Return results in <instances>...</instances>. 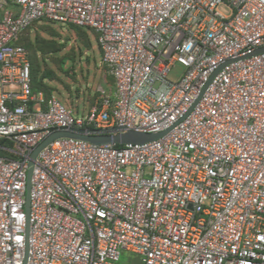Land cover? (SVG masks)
<instances>
[{
    "label": "built area",
    "instance_id": "2783aa9c",
    "mask_svg": "<svg viewBox=\"0 0 264 264\" xmlns=\"http://www.w3.org/2000/svg\"><path fill=\"white\" fill-rule=\"evenodd\" d=\"M42 20L97 32L113 95L75 112L33 88L20 38ZM263 47L264 0H0V264H264ZM117 127L166 133L55 139L28 234L33 149L54 129Z\"/></svg>",
    "mask_w": 264,
    "mask_h": 264
},
{
    "label": "rangeland",
    "instance_id": "374dc122",
    "mask_svg": "<svg viewBox=\"0 0 264 264\" xmlns=\"http://www.w3.org/2000/svg\"><path fill=\"white\" fill-rule=\"evenodd\" d=\"M26 32L40 85L53 90L75 112L86 110L98 97L115 93L112 70L103 60L92 29L40 21ZM54 46L59 50L51 51ZM63 59H70L64 68ZM183 71L184 66L177 64L170 76L176 78ZM135 262L134 256L125 253L119 264Z\"/></svg>",
    "mask_w": 264,
    "mask_h": 264
},
{
    "label": "water",
    "instance_id": "95a60500",
    "mask_svg": "<svg viewBox=\"0 0 264 264\" xmlns=\"http://www.w3.org/2000/svg\"><path fill=\"white\" fill-rule=\"evenodd\" d=\"M257 51H264V47L258 49ZM120 129L118 132H98L94 129H80V128H71V129H54L48 136H46L32 151L31 159L29 161L28 168V177H27V189H26V204L25 210L27 213V233L29 234L30 230V221H29V213H30V192L32 186V174L34 164L39 153L48 146L55 139L60 137H72L77 139H82L86 141H90L95 144H125L130 142H147L154 140L166 132H143L135 129H125L117 127Z\"/></svg>",
    "mask_w": 264,
    "mask_h": 264
},
{
    "label": "trees",
    "instance_id": "16d2710c",
    "mask_svg": "<svg viewBox=\"0 0 264 264\" xmlns=\"http://www.w3.org/2000/svg\"><path fill=\"white\" fill-rule=\"evenodd\" d=\"M42 21H46V22H51V21H47V20H42ZM38 22V21H37ZM40 22V21H39ZM36 22H34L33 24H35ZM51 23H55V22H51ZM32 24V25H33ZM31 25V26H32ZM69 25H71V26H75V27H82V26H77V25H72V24H69ZM31 26H29L24 32H23V34L21 35V38H20V43L21 44H23V45H25V47L28 49V51H29V56H30V59H31V62H32V78H33V88L35 89V90H40V89H43V90H45L47 93H52V92H54L53 90H51V89H49V88H45L44 86H41L40 85V83H39V81H38V79H37V75H36V72H35V69H34V60H33V57H32V52H31V48H30V42L28 41V38L26 37L27 36V30L31 27ZM86 28V27H85ZM90 29H92V28H90ZM94 32H95V34H96V37H97V39H98V34H97V32L94 30V29H92ZM99 48H100V46H99ZM57 50H59V48L58 47H56V46H54L52 49H51V51H57ZM100 51H101V48H100ZM101 54H102V52H101ZM70 59H63L62 61H61V66H62V68H64V63H66L67 61H69ZM72 62V61H71ZM114 79V78H113ZM114 82H115V80H114ZM95 101V100H94ZM94 101L92 102V103H94ZM91 103V104H92ZM9 144H11L12 145V143H9ZM116 146L117 147H120L121 146V144H116ZM0 154H2V155H13L12 153H10V152H8V151H5V150H2V149H0Z\"/></svg>",
    "mask_w": 264,
    "mask_h": 264
}]
</instances>
